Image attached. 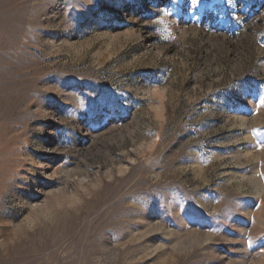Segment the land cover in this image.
I'll return each mask as SVG.
<instances>
[{
    "label": "rangeland",
    "instance_id": "1",
    "mask_svg": "<svg viewBox=\"0 0 264 264\" xmlns=\"http://www.w3.org/2000/svg\"><path fill=\"white\" fill-rule=\"evenodd\" d=\"M261 98L264 0H0V264H264Z\"/></svg>",
    "mask_w": 264,
    "mask_h": 264
},
{
    "label": "snow or ice",
    "instance_id": "2",
    "mask_svg": "<svg viewBox=\"0 0 264 264\" xmlns=\"http://www.w3.org/2000/svg\"><path fill=\"white\" fill-rule=\"evenodd\" d=\"M202 2V0H187V3H188V5H189V7L191 6V4H193V3H197V4H199V3H201ZM259 95V94H258ZM260 103L261 104H264V98H261L260 99Z\"/></svg>",
    "mask_w": 264,
    "mask_h": 264
}]
</instances>
